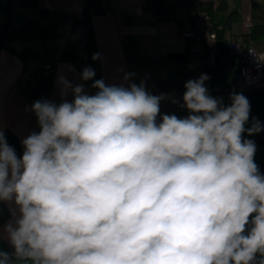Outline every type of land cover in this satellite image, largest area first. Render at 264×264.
<instances>
[{"label": "clouds", "instance_id": "1", "mask_svg": "<svg viewBox=\"0 0 264 264\" xmlns=\"http://www.w3.org/2000/svg\"><path fill=\"white\" fill-rule=\"evenodd\" d=\"M208 79L185 83L180 118L160 114L166 94L144 81L98 79L89 95L61 76L73 100L31 105L40 131L22 156L0 129V202L17 209L0 264H264V174L245 138L264 125L246 127L249 99L232 92L225 105Z\"/></svg>", "mask_w": 264, "mask_h": 264}, {"label": "crops", "instance_id": "2", "mask_svg": "<svg viewBox=\"0 0 264 264\" xmlns=\"http://www.w3.org/2000/svg\"><path fill=\"white\" fill-rule=\"evenodd\" d=\"M209 6L218 22V38L209 42L215 52L214 75L208 82L209 94L230 105L232 92L242 93L251 104V118L264 125V87L253 90L235 83L238 67L230 41L240 38L243 23H254L252 43L264 51V0H198ZM40 9L23 5L21 0H0V129L7 142L23 155L21 141L39 132L37 118L20 83L34 70L54 75L48 101L59 104L73 100L71 91L61 96L58 78L65 76L73 85L82 84L89 95L98 89L95 80L107 85H139L144 81L152 95L173 97L181 92L189 43L180 31L195 20L199 10L192 0H38ZM200 7V5H199ZM100 53V60L93 54ZM95 70L92 80L81 79L82 70ZM126 73L135 75L125 81ZM29 109V110H26ZM160 114H175L179 108L160 103ZM159 121V117L157 118ZM264 132V131H261ZM255 136V135H253ZM247 136L245 138L253 137ZM264 157L256 151L255 160ZM17 209L0 202V232L13 221ZM0 250L12 254L3 233Z\"/></svg>", "mask_w": 264, "mask_h": 264}, {"label": "built area", "instance_id": "3", "mask_svg": "<svg viewBox=\"0 0 264 264\" xmlns=\"http://www.w3.org/2000/svg\"><path fill=\"white\" fill-rule=\"evenodd\" d=\"M243 27L242 36L240 38L233 37L230 41L234 62L238 67L235 83L241 89L253 90L264 87V51H259L252 43L253 21L250 18L245 19ZM217 30L218 25L213 14L208 10L199 9L195 14L194 22L180 31V37L189 43V55L185 63V78L181 92L162 101L173 103L174 98L177 102L173 104L182 112V118L189 115L187 109L182 107V98L186 91L185 83L188 80L198 79L204 73L210 79L214 75L215 52L209 46V42L218 38ZM210 79L205 82L207 88Z\"/></svg>", "mask_w": 264, "mask_h": 264}, {"label": "trees", "instance_id": "4", "mask_svg": "<svg viewBox=\"0 0 264 264\" xmlns=\"http://www.w3.org/2000/svg\"><path fill=\"white\" fill-rule=\"evenodd\" d=\"M192 2L195 6H198L199 9L210 11L213 14L216 24L218 25L215 14L209 9V6L202 5L198 0H192ZM21 3L23 5L34 6L39 9L41 8L38 0H21ZM53 81L54 75L52 73H44L43 71L37 69L31 72L27 77L23 78L20 83V88L27 98L32 102L38 100H48L52 91ZM247 139L253 140L257 146V151L264 155V132H260ZM255 162L258 165L260 172L264 174V157L255 160Z\"/></svg>", "mask_w": 264, "mask_h": 264}]
</instances>
